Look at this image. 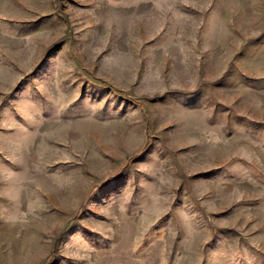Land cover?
Returning <instances> with one entry per match:
<instances>
[{"label": "rangeland", "instance_id": "374dc122", "mask_svg": "<svg viewBox=\"0 0 264 264\" xmlns=\"http://www.w3.org/2000/svg\"><path fill=\"white\" fill-rule=\"evenodd\" d=\"M264 0H0V264H264Z\"/></svg>", "mask_w": 264, "mask_h": 264}, {"label": "crops", "instance_id": "0c3cea01", "mask_svg": "<svg viewBox=\"0 0 264 264\" xmlns=\"http://www.w3.org/2000/svg\"><path fill=\"white\" fill-rule=\"evenodd\" d=\"M255 109L257 111L258 118H260L257 120V127L262 129L264 132V102H261L260 106L253 108V111H255Z\"/></svg>", "mask_w": 264, "mask_h": 264}]
</instances>
